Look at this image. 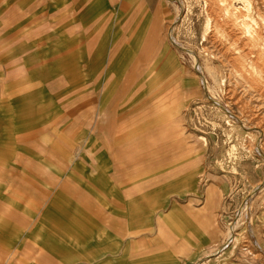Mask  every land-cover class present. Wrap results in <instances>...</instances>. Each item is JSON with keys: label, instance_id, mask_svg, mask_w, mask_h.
Returning <instances> with one entry per match:
<instances>
[{"label": "rangeland", "instance_id": "1", "mask_svg": "<svg viewBox=\"0 0 264 264\" xmlns=\"http://www.w3.org/2000/svg\"><path fill=\"white\" fill-rule=\"evenodd\" d=\"M263 8L0 0V264H264V94L240 75L264 48ZM154 27L162 43L148 68L181 66L200 90L180 107L181 142L167 137L172 117L140 112L151 89H138L139 65L126 73L125 49L133 62Z\"/></svg>", "mask_w": 264, "mask_h": 264}, {"label": "crops", "instance_id": "2", "mask_svg": "<svg viewBox=\"0 0 264 264\" xmlns=\"http://www.w3.org/2000/svg\"><path fill=\"white\" fill-rule=\"evenodd\" d=\"M204 26L205 23L203 25V28ZM154 31L155 33L153 32V36H151V39L150 37H148L147 39H145V41L135 44L136 51L133 56L134 58H131L133 59V62H130L128 58V54L130 52L129 46H127V49H125L124 54L125 57H127L126 73L127 76H131V73L133 71L135 72V63L139 65V69H137L136 74H134L135 78L139 77L138 89H140L141 91L146 90L147 87L151 89V91L143 98H141V100L138 102L140 112L141 110H145L148 105H153L155 109L154 113H156L155 117L157 120H162L165 116L172 117V123L170 128L168 129L167 137L170 141L181 142L180 140H182L183 138H188L190 134L187 132V130H185L184 132L182 128L181 130L177 128L178 121L183 118L181 116L180 107L183 105L185 107L189 106L190 94H199L200 90L193 79L190 78V73L185 72L181 66H178L176 64L172 65L168 63H162L159 67L157 65H152L151 68H148L147 64L150 61V57L155 58V56L158 55L162 43L160 40V29L158 27H154ZM171 32L172 26L164 28L163 33L169 40H172ZM125 44L128 45L127 41L125 42ZM146 70H150L152 74L150 76L144 75V72ZM146 78H149V80ZM167 105L170 106L171 110H169L167 114L161 112L162 108ZM158 131L161 134V129H158ZM155 139H157L156 136ZM157 150H160V148H158ZM211 204H213V202L209 201V205ZM207 215H211V212H209V210ZM216 227L217 226H215V224L213 226H208V224L205 225V235L210 238L214 237L218 231V228ZM230 240H232L233 242V237L227 238L225 230L222 244L226 245L230 242ZM234 249L237 248L234 243H232V246L227 252L230 253Z\"/></svg>", "mask_w": 264, "mask_h": 264}, {"label": "bare ground", "instance_id": "3", "mask_svg": "<svg viewBox=\"0 0 264 264\" xmlns=\"http://www.w3.org/2000/svg\"><path fill=\"white\" fill-rule=\"evenodd\" d=\"M213 1H215V0H213ZM221 1V0H220ZM250 1V0H249ZM221 3V2H220ZM214 4V3H213ZM218 4V3H217ZM216 5V4H215ZM223 5V4H222ZM217 7H219L218 5H216ZM235 6V5H234ZM211 7V6H210ZM216 7V8H217ZM221 7H223V6H221ZM214 8V7H213ZM216 8H215V10H216ZM225 8H226V5H225ZM237 9V8H236ZM240 9H242V8H240ZM264 9V8H263ZM214 10V9H213ZM214 10V11H215ZM229 10V9H228ZM239 10V9H238ZM238 10H236L237 12H240V11H238ZM231 11V10H230ZM213 12V11H212ZM217 12V11H216ZM255 12V14L256 15H254L255 16V18H254V20H259L261 23H264V13H261V11H259L258 9H256V11H254ZM208 13V12H207ZM231 13V12H230ZM243 13V12H242ZM211 14V13H210ZM218 14V13H217ZM219 14H221L220 12H219ZM233 14V13H232ZM235 14H236V12H235ZM212 15V14H211ZM215 15V14H214ZM239 15V14H238ZM245 15V14H244ZM243 15V16H244ZM230 16H231V14H230ZM207 17H208V15H207ZM218 16L216 15V18H217ZM228 17V16H227ZM214 18L213 19V31H215L216 33L217 32H220V33H223L222 32V25L221 24H219V22L217 21V19L219 20V18ZM221 18V17H220ZM241 18H242V16H241ZM207 19V18H206ZM222 19V18H221ZM228 19V18H227ZM246 19V18H245ZM211 20V19H210ZM230 20V19H229ZM233 20V19H232ZM236 20V19H235ZM244 20V19H243ZM222 21V20H221ZM225 21H227V20H225ZM231 21V20H230ZM234 21V20H233ZM228 23H230L229 21H227ZM241 22V21H240ZM245 22H246V20H245ZM228 23H226V24H228ZM232 24H233V22H232ZM237 24H238V22H237ZM242 24V23H241ZM248 24H250V23H248ZM205 25H206V23H205ZM229 25V24H228ZM243 25V24H242ZM241 25V26H242ZM238 26H240V25H238ZM240 26V27H241ZM210 27H211V25H210ZM230 27H231V25H230ZM235 27V26H234ZM227 28V27H226ZM232 28V27H231ZM230 28V29H231ZM239 28V27H238ZM261 28V27H260ZM204 29H205V26H204ZM228 29V31L230 30L229 28H227ZM232 29H234V28H232ZM241 29V28H240ZM264 29V28H263ZM262 29V30H263ZM234 31H237V30H234ZM212 32V31H211ZM210 32V33H211ZM226 32V31H225ZM250 33H251V35L249 34V36L251 37L250 38V40H251V42H254V41H257L258 40V38H259V31L258 30H256L255 28H252V30H250L249 31ZM262 33V32H261ZM236 34V33H235ZM243 34V33H242ZM246 34V33H245ZM232 35V34H231ZM240 35V34H239ZM233 36H234V33H233ZM221 37H223V34L221 35ZM235 37V36H234ZM213 38V37H212ZM233 38V37H232ZM241 38H242V36H241ZM245 38V37H244ZM205 39V38H204ZM209 39H210V37H209ZM221 39V38H220ZM220 39H218V40H220ZM224 39H225V37H224ZM235 39H236V37H235ZM216 40V39H215ZM217 40V41H218ZM226 40V39H225ZM224 40V41H225ZM238 40V39H237ZM245 40H246V38H245ZM244 40V41H245ZM243 41V42H244ZM221 42V41H220ZM242 42V41H241ZM250 42V41H249ZM215 43V42H214ZM231 43V42H230ZM230 43H228V44H230ZM207 44V43H206ZM241 44V43H240ZM214 45V44H213ZM215 45H218L217 43L215 44ZM222 45H223V43H222ZM224 45H225V42H224ZM261 45V44H260ZM251 46V45H250ZM223 47V46H222ZM138 48V47H137ZM224 48V47H223ZM222 48V49H223ZM230 48V47H229ZM243 48V47H242ZM215 49V48H214ZM221 49V48H220ZM230 49H233V48H230ZM225 50V49H224ZM228 51V50H227ZM233 51V50H232ZM226 52V51H225ZM234 52V51H233ZM232 52V53H233ZM211 53H212V51H211ZM222 53H224V51L222 52ZM227 53V52H226ZM256 54H257V57L254 59V60H252V61H250L249 63H248V67H247V70H246V73L244 74V73H240V75L242 76V77H244V79H246L247 81H248V83L253 87V89H254V91H257L256 92V94L257 95H262V94H264V68H263V66H264V48H262V47H258L257 48V50H256V52H255ZM214 55H218V54H214ZM235 55V54H234ZM226 55H224L223 54V57H222V59H220V60H223V58L225 57ZM243 56V53L242 54H239V57H237L236 58V60H237V62L239 63V66H240V68H244L245 66H244V61L241 59V57ZM225 60H226V58H225ZM232 60V59H231ZM227 61V60H226ZM224 62V61H223ZM226 63V62H225ZM194 65H196L195 63H194ZM229 65V64H228ZM230 66V65H229ZM238 66V65H237ZM196 67H198V65L196 66ZM199 68V67H198ZM230 68V67H229ZM196 69V68H195ZM199 70V69H198ZM203 71V70H202ZM235 71V70H234ZM200 73H201V71H200ZM202 75V74H201ZM236 75V74H235ZM239 75V76H240ZM238 76V75H237ZM237 76H235V77H237ZM238 76V77H239ZM205 77V76H204ZM204 77L202 76V81L204 80ZM237 77V78H238ZM241 80V79H240ZM242 81H244V80H242ZM247 86V85H246ZM252 89V90H253ZM244 90V89H243ZM251 90V89H250ZM231 93V92H230ZM230 95H232V94H230ZM249 95H251V94H249ZM255 97H256V95H255ZM238 98H239V96H238ZM254 98V97H253ZM252 99V98H251ZM242 100H244V99H242ZM259 100V99H258ZM260 106V105H259ZM251 108V107H250ZM256 108H257V106H256ZM255 108V109H256ZM259 108V107H258ZM252 110H254V109H252ZM229 112V111H228ZM256 112L258 113V111L256 110ZM251 113H253L252 111H251ZM253 115V114H252ZM256 115V114H255ZM263 116V115H262ZM253 119V118H252ZM261 119V118H260ZM253 121V120H252ZM256 121V120H255ZM264 121V120H263ZM257 122H258V120H257ZM259 123V122H258ZM256 124V123H255ZM252 125V124H251ZM261 126H264V124L263 125H261ZM260 126V127H261ZM250 127V126H249ZM250 128H252V129H254V130H256L257 132H259L260 133V135L263 133V130L262 129H260L257 125L255 126L254 124H253V126H251ZM262 142V141H261ZM252 144V143H251ZM228 237L230 236V233H228V235H227ZM253 242L255 243V241H254V239H253ZM256 244V243H255ZM248 247V246H247ZM249 248V247H248ZM262 255V254H261Z\"/></svg>", "mask_w": 264, "mask_h": 264}]
</instances>
